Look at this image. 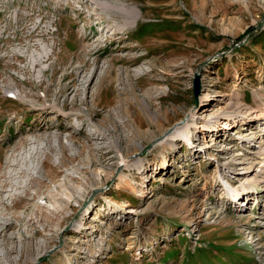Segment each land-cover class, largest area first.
<instances>
[{
    "label": "rangeland",
    "instance_id": "374dc122",
    "mask_svg": "<svg viewBox=\"0 0 264 264\" xmlns=\"http://www.w3.org/2000/svg\"><path fill=\"white\" fill-rule=\"evenodd\" d=\"M92 2L0 0V264H264V0Z\"/></svg>",
    "mask_w": 264,
    "mask_h": 264
},
{
    "label": "bare ground",
    "instance_id": "6f19581e",
    "mask_svg": "<svg viewBox=\"0 0 264 264\" xmlns=\"http://www.w3.org/2000/svg\"><path fill=\"white\" fill-rule=\"evenodd\" d=\"M79 3H85L86 0H77ZM88 1V0H87ZM128 0H122V2L126 3ZM89 3H93L92 0H89ZM88 5V3H87ZM96 9L97 11L99 10L102 11L101 14H103V12H105V14H107V19L111 20L110 21V25L108 26V29L106 30V27H102L101 29L102 30H96L95 28H92V32H94L97 36L99 35H102L103 36L105 34L108 35V33H110L109 35L112 37V36H115V37H118L119 39H125V36L127 34V31L131 28V26L129 27V25L132 23V10L128 9L125 5H121V4H118L117 1L116 2H112L111 4H108V5H105L104 3H101V2H97L96 1ZM90 8V7H89ZM95 8V7H94ZM95 9V10H96ZM93 15L91 18L94 19V14H91ZM97 17H95L96 19ZM118 18H121L123 21L121 22H116L114 21V19H118ZM104 19V18H103ZM102 20V16L100 17V22ZM105 30V31H104ZM108 30H111L112 32H109ZM102 36V37H103ZM124 36V37H123ZM97 38V37H96ZM99 62V58L97 57L95 60H94V63L97 64ZM114 62H115V59H111L110 61V65L112 66V64L114 65ZM130 61H126L125 64H128ZM130 64H134L133 61L130 62ZM204 104V103H202ZM201 104V105H202ZM256 120V119H255ZM261 119H258L257 122H259ZM247 123H244L243 125H246ZM238 124H231L230 122H226L225 126H223V128H221L222 131H226L228 129L232 130L234 129L235 127H237ZM172 132L171 134H169L168 136H166L165 138H163L159 143V145H162V146H170V147H175L176 146V142L178 140H186L188 138V136L190 135L191 133V129H189L188 126H185L184 128H177V126H174L173 128H171ZM216 130V128L212 129L210 126H206L204 127V129L202 130L203 133L205 132H210V133H214V131ZM221 130L217 129L216 132H217V136L218 134L220 133L221 134ZM205 131V132H204ZM247 131V130H246ZM230 132V131H229ZM225 133V132H224ZM247 133L244 132L242 133V136L239 137V139L242 141H244V139L247 137ZM213 137V136H212ZM204 139V137H203ZM214 142V144H216L217 142L215 140L212 141V143ZM264 141H261L259 142L260 144H263ZM232 143V142H231ZM115 146V149L117 144H114ZM252 147L255 146V144L251 145ZM250 147V148H252ZM259 147V146H258ZM206 148H209L208 146H206ZM227 150H231L229 148L225 149V152L227 154ZM238 155H241V153H239ZM260 155H264V153H261ZM209 158L211 159H215V158H212L209 156ZM259 159H262L261 162H257L258 165H261L260 167H263L262 169L264 170V158H261L259 157ZM121 162H123L122 164H120ZM134 164V163H133ZM244 164H248V163H244V162H241V161H238V162H233V163H229L228 165L231 166V168L233 169V171H236L237 169H244L243 172H235V175H246V174H250L254 171V169H252L251 167H247V168H240L242 165L244 166ZM132 165L131 162H127L125 159H122L121 156H119V161H118V167L119 169L121 167L123 168H130V166ZM224 167V166H223ZM138 168V167H137ZM165 167H163L162 169H164ZM220 171L222 169V166L218 168ZM232 171V172H233ZM255 172H258V173H263L264 171H262L261 169L259 170H256ZM233 180H238L239 178L238 177H232ZM117 180H118V185H117V189H119L120 187H127L129 190H131L132 192L135 191V188L131 185L129 179L122 173V171L118 172V175H117ZM264 182V181H263ZM230 190V189H229ZM248 188L246 187H242L241 189H238V188H231L230 190V194H229V197H231L232 199H236L238 195H244V196H247L248 197ZM141 194L143 193V191H141ZM115 213V212H113ZM132 214H138L136 212V209L134 211H132ZM81 224V223H80ZM85 226V225H83ZM75 229H78V227H75ZM31 264H35V261H32Z\"/></svg>",
    "mask_w": 264,
    "mask_h": 264
},
{
    "label": "water",
    "instance_id": "95a60500",
    "mask_svg": "<svg viewBox=\"0 0 264 264\" xmlns=\"http://www.w3.org/2000/svg\"><path fill=\"white\" fill-rule=\"evenodd\" d=\"M199 87H200L199 78L196 77L193 83V94L195 97L199 94Z\"/></svg>",
    "mask_w": 264,
    "mask_h": 264
}]
</instances>
